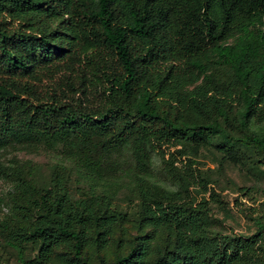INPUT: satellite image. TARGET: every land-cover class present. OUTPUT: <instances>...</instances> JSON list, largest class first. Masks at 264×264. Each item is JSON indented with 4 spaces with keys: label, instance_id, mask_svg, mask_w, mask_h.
Wrapping results in <instances>:
<instances>
[{
    "label": "trees",
    "instance_id": "16d2710c",
    "mask_svg": "<svg viewBox=\"0 0 264 264\" xmlns=\"http://www.w3.org/2000/svg\"><path fill=\"white\" fill-rule=\"evenodd\" d=\"M37 137L63 142L87 193L71 196L66 167L38 188L5 164ZM168 144L246 148L264 165V0H0V177L16 181L0 238L18 264H264V205L252 234L211 232L182 189L147 178ZM120 146L135 220L161 237L134 236L105 261L87 250L130 219L97 190Z\"/></svg>",
    "mask_w": 264,
    "mask_h": 264
},
{
    "label": "rangeland",
    "instance_id": "374dc122",
    "mask_svg": "<svg viewBox=\"0 0 264 264\" xmlns=\"http://www.w3.org/2000/svg\"><path fill=\"white\" fill-rule=\"evenodd\" d=\"M162 158L171 166L172 177L166 176L162 170ZM2 159L7 166H22L26 179L38 188L50 186L57 166L68 168L67 188L74 199L87 193L91 186L89 181L78 174L73 161L67 158L61 141L32 138L28 141L26 150L8 149ZM131 163L132 154L127 146L118 147L103 161L101 174L104 180L99 182L97 190L111 193L117 207L126 212L130 219L117 229L111 246L97 251L88 249L87 255L90 257L97 255L105 261H112L126 253L125 245L134 236L148 235L156 239L161 237L160 233L141 227L135 220L136 200H129L127 187ZM147 178L168 191L182 189L185 199L193 207L204 211L211 232L240 236L252 234L254 227L251 218L264 205V165L258 163L257 155L246 148H238L234 156H227L215 146L200 148L194 152L168 144L161 151L152 153V164ZM15 186L14 177H0V220L9 212L8 206ZM35 254L33 247L27 248L29 258ZM0 264H18L15 252L5 246L1 238Z\"/></svg>",
    "mask_w": 264,
    "mask_h": 264
}]
</instances>
